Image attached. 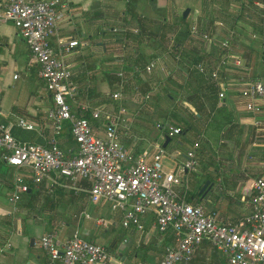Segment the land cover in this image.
I'll return each mask as SVG.
<instances>
[{
  "label": "crops",
  "instance_id": "crops-1",
  "mask_svg": "<svg viewBox=\"0 0 264 264\" xmlns=\"http://www.w3.org/2000/svg\"><path fill=\"white\" fill-rule=\"evenodd\" d=\"M60 1L64 4L65 17L50 44L57 50L60 40L73 38L79 42L66 54L77 86L76 95L70 100L72 112L86 117L95 133L103 137L105 121L102 117L92 118L91 111L114 113L122 105L125 125L119 128L120 143L134 155L146 151L152 157L160 153L165 171L182 167L186 152L202 136L196 152L197 166L185 170L183 184L177 187L179 194L191 204L203 205L206 212H216L222 224L235 223L248 215L249 188L253 179L264 175V98L256 100L259 111L251 113L240 90L246 80L264 79V36L260 32L264 26V0H139L136 4L140 16L148 15L150 7L151 11H170L172 6L187 1L199 5L192 15L195 22L191 36L197 34L207 41L203 37L206 35L211 41L204 52L194 53V57L204 54L198 63L203 64L206 73L195 68L198 63L194 68L216 83L218 93H223L220 105L217 94V109L208 118L204 115L209 110L208 99L213 102L214 98L210 100L207 84H198L190 75H162L160 67L138 77L134 68L126 67L124 60L131 54L126 53L127 37L117 33L131 29V24L130 27L119 25L126 23L125 0ZM198 18L202 22L212 19L213 24L209 25L212 30L202 35L197 33ZM225 40L230 41L232 55L244 68L227 65L214 81L209 73L217 65ZM214 50L215 59L211 58ZM166 55L155 54L148 62L162 60ZM210 58L212 63L207 60ZM38 69L18 30L10 22L0 23V124L19 141L46 144L55 138L67 155L75 154L77 145L71 132L67 134L64 127L59 134L53 131L48 113L54 103ZM122 70L126 72L123 77L115 74ZM156 71L161 75H152ZM167 80L169 91L173 92L172 87L179 91L175 100L180 105L174 109L170 104L162 108L164 100L160 98L164 96ZM134 89L140 91L142 103L134 105L129 100ZM117 91L122 94L119 100L112 97ZM152 96L158 102L147 104ZM200 103L205 105L203 115L191 119L192 128L172 134L170 127H176V121L171 113L176 110L186 119L190 112L196 113L193 105ZM19 119L33 124L34 128L19 126ZM15 172L14 167L2 161L0 151V264H61L50 263L39 245L40 237L48 232H56L60 240H65L77 231L114 256L109 264H155L163 257L166 247L175 244L171 229L165 233L158 231L152 212L140 218L142 230L123 227L121 212L112 211L108 203L89 201L90 182L86 179L77 182L81 190L75 192L64 178L57 179V184L45 178L35 185L30 175L24 173L29 189L13 203L10 197ZM216 188L221 192L219 196L214 193ZM204 263L229 264L226 255L207 240L196 248L188 264Z\"/></svg>",
  "mask_w": 264,
  "mask_h": 264
},
{
  "label": "built area",
  "instance_id": "built-area-1",
  "mask_svg": "<svg viewBox=\"0 0 264 264\" xmlns=\"http://www.w3.org/2000/svg\"><path fill=\"white\" fill-rule=\"evenodd\" d=\"M64 17V4L60 0H0V23L10 22L18 30L30 49L32 61L38 65L39 77L51 93L54 108L48 116L54 133L59 134L68 123L77 145L76 153L67 155L55 138L46 144L19 141L0 124L1 159L16 169L10 200L16 203L28 191L24 173L30 175L35 185L45 178H50L53 184L64 178L75 192L81 190L77 182L86 179L90 182L89 201L108 203L112 211L121 212L123 227L142 230L140 218L152 212L159 232L173 231L175 244L166 247L163 257L155 264H188L204 240L221 250L229 264H264V175L253 179L249 188L251 212L235 223L222 224L216 212H206L203 205L187 202L177 190L183 184L185 170H194L197 166L196 152L202 136L186 152L184 163L177 171L163 169L160 153L152 157L146 151L134 155L120 143L119 128L125 125L122 105L114 113L91 111L92 118L102 117L105 121L104 136H98L89 120L76 116L70 105L77 86L66 54L79 42L73 38L60 40L57 50L50 44ZM203 37L211 41L206 35ZM221 49L217 65L209 73L214 81L227 65L244 68L232 55L229 40L221 43ZM159 67L163 72V62L156 58L143 70L135 67L134 72L151 74ZM195 68L206 73L202 63ZM115 74L123 77L126 72ZM122 82L121 79L120 86ZM240 94L246 109L257 113L256 100L264 98V79L244 81ZM112 97L119 100L121 91ZM222 97L223 93L219 92L218 105ZM17 124L28 130L34 128L23 119ZM170 128L172 134L180 132L177 127ZM39 245L50 263L109 264L114 260L102 245L85 239L77 231L65 240H60L56 232L45 233Z\"/></svg>",
  "mask_w": 264,
  "mask_h": 264
},
{
  "label": "trees",
  "instance_id": "trees-1",
  "mask_svg": "<svg viewBox=\"0 0 264 264\" xmlns=\"http://www.w3.org/2000/svg\"><path fill=\"white\" fill-rule=\"evenodd\" d=\"M126 1V15H125V20L126 23L128 24H132L134 23V25H136V34L135 37H137L138 39H143L146 35L151 37V38H155V40H159L162 41L165 37V31H163L164 26H169V24L167 22L161 21L159 24H157V26L155 27V30H150L151 28H149V26L147 25V20H146V16H140V14H138L137 10H136V4L139 2V0H125ZM198 32L200 33V35L205 34V32H208L207 29H209V25L213 24V20H203L204 22H202V19L198 18ZM208 21V22H205ZM261 22H263V17H261ZM179 24L182 26V28L178 31H176L177 33L174 34V38H170V43L168 45V47H165L162 45L164 49V52L169 54L174 60H176L177 62H179L180 64H182L184 66V75H190L193 76V78L195 79V82H197L198 84L200 83H205L207 84L206 87L208 88L207 90L209 91L210 95V100L212 98H214L213 102L209 101L208 99V112L204 113L205 118L211 117L212 113L215 112V110L217 109V102H216V97L218 94V87L216 85L215 82H212L210 79H208L207 77H205L203 74L199 73L195 68L194 65L197 64L204 56L199 54L195 57H189V58H185L181 55V50L184 47L185 42L189 39V37L191 36V25H189L187 23V18H183L182 16H180V21ZM262 38L264 36V26L261 27L260 29ZM127 37V36H126ZM128 37L131 38L130 35H128ZM157 42V41H156ZM158 43V42H157ZM141 44V43H140ZM158 45H156L157 47ZM155 47V48H156ZM142 51L137 50V55L132 56L129 55V57L127 58V60L125 59V64L126 67L129 68H135L138 67L140 70H143L146 66V64L148 63V60L144 58V55H142ZM262 56L264 59V47H263V41H262ZM154 57V55L150 56V59H152ZM170 72V71H169ZM167 75H172V73H168ZM136 76L140 77V75L137 73ZM113 80H117L115 78H113ZM169 81L167 80L165 82L166 87H164V92L166 97L169 100H174L177 96H178V92L174 90V87H172L173 92L169 91L168 86H169ZM170 86H172V84H170ZM175 91V93H174ZM190 92V91H189ZM189 99V98H188ZM187 100V99H186ZM201 105V106H200ZM199 104H194L193 107L195 109V112H190L187 116L186 119H183L179 116L178 112L174 111L171 113L172 117H174L175 121H176V127L180 129V131H185L186 129H188L189 127L192 128V125L189 123L191 121L192 118L194 119H199L203 114H202V109L205 108L204 103H200ZM197 114H200L199 116ZM85 116V114H84ZM188 120V121H187ZM67 134H70V125L68 123L65 124L64 128H63Z\"/></svg>",
  "mask_w": 264,
  "mask_h": 264
},
{
  "label": "rangeland",
  "instance_id": "rangeland-1",
  "mask_svg": "<svg viewBox=\"0 0 264 264\" xmlns=\"http://www.w3.org/2000/svg\"><path fill=\"white\" fill-rule=\"evenodd\" d=\"M171 7V6H170ZM189 7L190 8V12L187 15V23L189 25L192 26V23L195 22L192 19V15L195 11V9L199 8V5L196 3H189L188 1L184 4H176L174 6H172L170 9V11H166L163 9H158L157 11H151V7L149 8V12L148 15H146V20H147V25L149 26V28H151L150 30H155V27L157 26V24H159L161 21L167 22L169 24V26H164L163 31H165V37L162 41L159 40H155V38H151L149 36H145L143 39H138L137 37H135L136 34V25H134V23H132L130 26H128L126 23H124L125 25H123V23L119 24L121 25V27L123 26H128L131 29H127V30H121L117 33H119V35H123L127 36V47H126V53H131L128 55H132L135 56L137 55V50L138 49H142L143 53L142 55H144V58L147 60H150V56L152 55H162L165 54L163 47L161 46V43L163 46L168 47L169 43H170V38H174V34H176L178 30H180L182 28V26L179 24L180 21V16L182 15L183 10ZM191 15V16H190ZM190 16V18H189ZM197 30V29H196ZM212 30V28L207 29ZM115 33V32H114ZM197 33H199L197 31ZM128 35L131 36L128 37ZM196 36H190L189 39L185 42L183 49L181 50V55L183 57H187V58H191L194 57V53L195 51L199 52L200 50L202 52H204V49L208 48L209 45V41H205L201 36L195 34ZM158 43H157V42ZM141 43V44H140ZM156 45H158L156 47ZM156 47V48H155ZM217 46L215 45V48ZM217 49V48H216ZM150 50H154V53H149ZM216 50H214L212 52V57L213 59H215V52ZM196 54V53H195ZM207 59L209 60V63L213 62V59ZM163 65H164V70L162 75H167L168 71H170L172 73V75H184V66L182 64H180L179 62H177L176 60H174L169 54L166 55L165 58L162 59ZM178 66V67H176ZM152 75H161L159 72H155ZM130 91V90H129ZM131 92V102L135 105V104H139L142 103V96L140 91H136L135 89ZM164 96H161L160 99H163V103L164 105H162L164 107H167L166 105L170 104L171 108L174 109V107L176 108V105H180L179 102H176V100H169L165 93L163 94ZM153 102H158V100L155 98V96L150 97L149 99H147V104L148 103H153ZM146 104V105H147ZM126 105V109L128 107L127 104ZM161 114H163V112H161ZM154 130V129H153ZM214 193L216 195H220L221 192H219V190L216 188L214 189ZM223 193V192H222ZM206 264V263H204Z\"/></svg>",
  "mask_w": 264,
  "mask_h": 264
},
{
  "label": "water",
  "instance_id": "water-1",
  "mask_svg": "<svg viewBox=\"0 0 264 264\" xmlns=\"http://www.w3.org/2000/svg\"><path fill=\"white\" fill-rule=\"evenodd\" d=\"M189 11H190V8H189V7H186V8L183 10L181 16L185 19V18L187 17V15H188ZM263 44H264V38H263ZM205 187H206V184L204 185L203 189H204ZM203 189H202V190H203ZM32 240H33V239H31V242H33Z\"/></svg>",
  "mask_w": 264,
  "mask_h": 264
}]
</instances>
